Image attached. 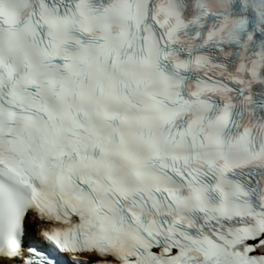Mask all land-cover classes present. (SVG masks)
<instances>
[{"label": "snow or ice", "instance_id": "6c2138e0", "mask_svg": "<svg viewBox=\"0 0 264 264\" xmlns=\"http://www.w3.org/2000/svg\"><path fill=\"white\" fill-rule=\"evenodd\" d=\"M57 254L264 264V0H0V264Z\"/></svg>", "mask_w": 264, "mask_h": 264}]
</instances>
